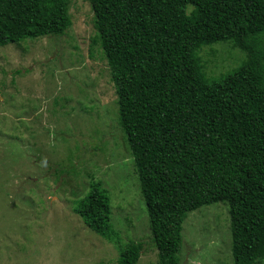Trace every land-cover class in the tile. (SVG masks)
<instances>
[{
  "label": "trees",
  "instance_id": "16d2710c",
  "mask_svg": "<svg viewBox=\"0 0 264 264\" xmlns=\"http://www.w3.org/2000/svg\"><path fill=\"white\" fill-rule=\"evenodd\" d=\"M95 43L117 95L159 264H180L183 225L203 206L230 212L234 264L264 259V0H88ZM72 0H0V47L72 26ZM232 42L245 58L210 78L201 50ZM74 212L114 243L116 263L138 264L123 244L101 180ZM103 264V263H102Z\"/></svg>",
  "mask_w": 264,
  "mask_h": 264
},
{
  "label": "rangeland",
  "instance_id": "374dc122",
  "mask_svg": "<svg viewBox=\"0 0 264 264\" xmlns=\"http://www.w3.org/2000/svg\"><path fill=\"white\" fill-rule=\"evenodd\" d=\"M71 14L62 37L0 47V264L116 263L118 247L74 212L96 180L109 191L122 243H143L138 264H159L89 1L72 0ZM200 56L210 78L245 58L232 42ZM180 264H234L227 204L188 215Z\"/></svg>",
  "mask_w": 264,
  "mask_h": 264
}]
</instances>
